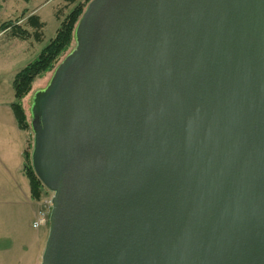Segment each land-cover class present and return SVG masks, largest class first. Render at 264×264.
Listing matches in <instances>:
<instances>
[{
	"label": "water",
	"instance_id": "1",
	"mask_svg": "<svg viewBox=\"0 0 264 264\" xmlns=\"http://www.w3.org/2000/svg\"><path fill=\"white\" fill-rule=\"evenodd\" d=\"M74 41L29 107L40 264H264V0H90Z\"/></svg>",
	"mask_w": 264,
	"mask_h": 264
},
{
	"label": "crops",
	"instance_id": "2",
	"mask_svg": "<svg viewBox=\"0 0 264 264\" xmlns=\"http://www.w3.org/2000/svg\"><path fill=\"white\" fill-rule=\"evenodd\" d=\"M31 2L36 3L27 12L40 17V12L51 0ZM40 19L46 25L42 16ZM18 70L11 74L9 98L3 102L6 109L0 111V123L8 128L7 134L0 138V241H9V246L0 248V264L8 259L9 264H40L47 235L43 227L37 229L32 225L37 209L29 197V184L23 171L28 132L17 127L9 107L13 96L11 80ZM12 255L16 256V260L12 259Z\"/></svg>",
	"mask_w": 264,
	"mask_h": 264
},
{
	"label": "rangeland",
	"instance_id": "3",
	"mask_svg": "<svg viewBox=\"0 0 264 264\" xmlns=\"http://www.w3.org/2000/svg\"><path fill=\"white\" fill-rule=\"evenodd\" d=\"M83 1L84 0H77V2H83ZM36 2L27 3L24 0H0V24L2 22H7V21L14 22V20L18 19L23 12L26 13V10H30L33 4ZM89 2L90 0L88 1V3ZM87 4L84 5L82 13L85 7L87 6ZM73 7H74V3H71L70 0H51V2H48L44 6L42 11L40 12V15L42 16L43 20L46 22L44 29H42V33H43L42 42H36L32 38L22 41L17 38H11L9 29L0 32V111L6 109L3 102L9 98V79L11 77V74L14 71L22 68L24 65H26L28 62H30L38 55L39 51L45 46V44L51 38L54 37L55 32L60 26L61 22L65 19V17L68 15V13ZM77 21L74 24V29L77 24ZM20 22H23V19ZM73 36H74V30H73ZM74 45H75V41L73 38L69 46L67 47L66 51L60 54L57 61H54L53 68L51 70L44 71L42 74L35 76L31 80L30 89L28 93L22 98L21 101L23 111L26 114L27 120L29 122H30L29 107H30L32 94L35 91L41 90L47 86L53 71L55 70L57 65L63 60V58L73 49ZM12 80H11V87H12ZM14 97L15 96L13 91L11 102L15 100ZM10 103H9V107H10ZM25 131L28 132V145L30 146L29 148L27 145L26 150L31 151L32 132L29 129ZM7 132H8V128L0 123V138L4 137L7 134ZM23 171H24V167H23ZM41 192L42 194L40 195L39 199H33L31 198L30 188H29V197L31 200L35 202V206L37 210L43 208V210L45 209L44 212H48L50 215V211H51L50 201L52 199L53 193L44 186L42 187ZM34 220L35 217L33 221ZM33 221H32V225H33ZM42 227L45 229L47 235L48 227H49V219H47L41 226H37V227L33 226V228H37V229ZM7 246H9V241L7 240L0 241V248H4ZM12 259L16 260V256L12 255ZM0 260H1V256H0ZM1 264H9V259L2 260ZM14 264H16V262Z\"/></svg>",
	"mask_w": 264,
	"mask_h": 264
},
{
	"label": "trees",
	"instance_id": "4",
	"mask_svg": "<svg viewBox=\"0 0 264 264\" xmlns=\"http://www.w3.org/2000/svg\"><path fill=\"white\" fill-rule=\"evenodd\" d=\"M24 1L29 3L30 0ZM70 1L71 3H74V7L61 22L54 37L45 44L34 59L20 68L13 76L12 87L15 100L10 103V107L13 111L17 127L20 130H31L30 122L27 120L26 114L21 105L22 98L30 89L31 80L35 76L42 74L44 71L51 70L54 66V61H57L60 54L66 51L71 40L74 38V24L82 13L84 5H86L89 0H84L83 2H77V0ZM22 19L23 22H20ZM44 25V22L37 14L27 12L26 10V13L23 12L18 19L14 20V22H2L0 24V32L9 29L11 38H17L21 41L32 38L36 42H42V29ZM27 28H30V30ZM28 147L30 148L29 145ZM30 154L31 151L28 150H25L23 153L24 174L28 179L31 198L39 199L42 194V185L32 169Z\"/></svg>",
	"mask_w": 264,
	"mask_h": 264
},
{
	"label": "built area",
	"instance_id": "5",
	"mask_svg": "<svg viewBox=\"0 0 264 264\" xmlns=\"http://www.w3.org/2000/svg\"><path fill=\"white\" fill-rule=\"evenodd\" d=\"M50 205H51V201H50ZM45 210V209H44ZM43 208H40L37 210V218L33 221V226L37 227V226H41L47 219L49 216L48 212H44Z\"/></svg>",
	"mask_w": 264,
	"mask_h": 264
},
{
	"label": "bare ground",
	"instance_id": "6",
	"mask_svg": "<svg viewBox=\"0 0 264 264\" xmlns=\"http://www.w3.org/2000/svg\"><path fill=\"white\" fill-rule=\"evenodd\" d=\"M37 216H38V215H37V211H36V213H35V219L37 218Z\"/></svg>",
	"mask_w": 264,
	"mask_h": 264
}]
</instances>
